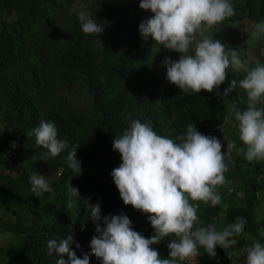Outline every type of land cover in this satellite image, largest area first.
<instances>
[{"label": "clouds", "instance_id": "9594fccd", "mask_svg": "<svg viewBox=\"0 0 264 264\" xmlns=\"http://www.w3.org/2000/svg\"><path fill=\"white\" fill-rule=\"evenodd\" d=\"M77 1L82 9L92 0ZM218 1L237 4V0ZM187 2L134 3L131 31L137 46L147 49L148 59L109 68L102 82L106 97L100 102L84 87L67 99L59 107L64 131L56 128L39 134L34 122L28 128L26 136L42 167L19 166V174L26 173L22 184L34 205L29 201L20 209L15 201L0 204V264L10 259L14 249L23 252L31 237L28 264H208L227 258L233 246L230 238L236 243L243 233L246 243L250 242L246 244L250 255L257 256L260 232L251 231L243 215L254 209L256 223L261 222L264 197L238 171L243 167L262 169L264 164V124L257 119L260 112H252L256 105L262 108V100H258L264 97V63L249 57L254 44L263 45L264 15L257 20L243 17L251 21L249 36L242 34L250 39L248 44L225 43L238 51L255 85L249 90L237 88L239 112L224 116L217 101L224 97L216 90L225 81L214 74L216 57L207 51L210 44L211 51L215 46L213 37L210 35V41L204 31L199 36L200 25H190L195 45L185 43ZM93 10L102 25L78 13V23L96 37L82 52L86 57L106 55L100 45L109 18L102 6ZM235 21L226 31L230 40L236 32ZM258 24L261 29L254 38ZM151 54L156 56L153 62H161V75L169 58H179L177 70L165 82L171 90H163V111H156V91L142 90L137 107L130 108L133 111L122 119L101 115V104L112 102L113 93L128 83L129 76L146 75L156 68L148 64ZM208 57L213 59L211 63H201ZM202 86L210 90H202ZM195 110L202 114H194ZM88 116L91 119L85 122ZM82 153L93 163L91 172L101 178L98 195L86 192L77 181L84 169ZM57 158L60 162L51 165ZM63 172L67 207L46 206L28 233L25 228L34 217L32 210L39 198L52 193L53 183ZM71 194L81 202H71ZM250 259L243 254L229 260L230 264H251Z\"/></svg>", "mask_w": 264, "mask_h": 264}, {"label": "trees", "instance_id": "16d2710c", "mask_svg": "<svg viewBox=\"0 0 264 264\" xmlns=\"http://www.w3.org/2000/svg\"><path fill=\"white\" fill-rule=\"evenodd\" d=\"M142 2L143 0H92L89 2L90 6L84 4L82 9H78L82 3L77 0H0V204L15 201L13 203L20 209H24L29 201H33L34 205L32 196L22 184L26 173L19 174V166L42 167L37 163L35 152L26 136V131L33 122L39 134L56 128L64 131L59 107L67 99L71 100L84 87L96 102H100L106 97L102 82L109 68L128 62L140 64L141 60L148 59L147 49L137 46L130 25L134 3ZM96 6H102L109 18V28L100 45L106 55L86 57L82 52L95 43L96 37L87 34L78 23V13L83 12L101 24L94 17L93 9ZM186 8L192 13L187 12L183 20L185 43L192 47L195 45L191 42L195 31L190 25H200L197 31L199 36L204 31L210 41L211 36L213 37L215 46L211 51L210 44L207 51L210 56L213 53L216 57L214 74L220 75L225 81L223 86H218L224 93V98L217 97V101L224 116L233 115V111L238 113L237 106L241 102L235 97L239 93L237 88L252 89L255 81L243 60L239 59L238 51L225 46L230 41L226 31L234 20L262 17L264 0H237L236 6L218 0H188ZM195 17L199 18L197 22ZM149 57L148 64L156 68L146 75L135 73L129 76L128 83L120 85L113 93L112 102L105 101L101 104L98 109L101 115L114 121L122 119L127 111H133L130 108L137 107L142 90L156 91V111H163L166 106V94L163 90H171L165 82L169 80L171 72L177 70L179 58L177 55L169 58L161 75V72L158 74L161 69L160 60L153 62L155 54ZM212 61L208 57L201 63L209 64ZM260 63L263 64L264 59L261 58ZM202 90L210 89L202 86ZM81 95L84 96L85 92L81 91ZM147 96L150 97V93ZM168 97L172 98L173 95L169 94ZM260 100L262 108L256 105L252 112L259 111L260 117L257 119H261L264 124V97L258 101ZM90 119L91 116H88L84 121L89 122ZM225 127L230 128L227 121ZM261 145L264 146V135ZM81 156L84 169L77 181L86 192L98 195L101 192V178L96 171L91 172L93 163L87 155L82 153ZM59 162L60 159L57 158L51 165ZM31 172L34 170L31 169ZM238 175L256 184L264 197V164L262 169L243 167ZM67 192L66 173L63 172L53 183L52 193L39 198L37 207L32 210L34 217L25 228L28 233L38 223L39 212L46 206L67 207ZM70 197L71 202H81V198L74 194ZM243 217L251 231L260 232L259 242L262 244L257 256L250 255L246 247L250 242L246 243L243 233L236 243L234 238H230L233 246L227 258L208 264H230V258L243 254L251 258V264H264V209L259 223H256L254 209ZM33 241L31 237L23 252L14 249L5 264H28ZM232 254L234 255L229 258Z\"/></svg>", "mask_w": 264, "mask_h": 264}, {"label": "rangeland", "instance_id": "374dc122", "mask_svg": "<svg viewBox=\"0 0 264 264\" xmlns=\"http://www.w3.org/2000/svg\"><path fill=\"white\" fill-rule=\"evenodd\" d=\"M251 25V21L247 20L246 18L236 20L234 22V29L236 30L233 38L230 40V42L235 43L238 45V47L245 41L246 44L249 43L250 39H245V37L249 36V27ZM261 29V25L258 24L255 26V29L253 31L252 37L256 38L257 34L255 35V32H258ZM264 33V30H263ZM242 34H245V37L242 36ZM245 39V40H244ZM249 57H253L256 59L262 58L264 59V41L262 47H260L258 44H254L252 46V51ZM216 92L221 95V97H224V93H222L220 90H216ZM264 94V90H263ZM194 114L196 115H201L202 111L201 110H195L193 111Z\"/></svg>", "mask_w": 264, "mask_h": 264}, {"label": "crops", "instance_id": "0c3cea01", "mask_svg": "<svg viewBox=\"0 0 264 264\" xmlns=\"http://www.w3.org/2000/svg\"><path fill=\"white\" fill-rule=\"evenodd\" d=\"M260 250H261V249H260ZM260 250H259V251H260ZM259 251H258V252H259Z\"/></svg>", "mask_w": 264, "mask_h": 264}]
</instances>
